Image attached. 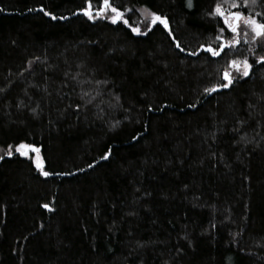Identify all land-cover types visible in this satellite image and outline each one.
Wrapping results in <instances>:
<instances>
[{
    "label": "trees",
    "instance_id": "1",
    "mask_svg": "<svg viewBox=\"0 0 264 264\" xmlns=\"http://www.w3.org/2000/svg\"><path fill=\"white\" fill-rule=\"evenodd\" d=\"M232 2L113 0L134 34L86 0H0V264H264V43L200 48L233 37L218 3L264 21Z\"/></svg>",
    "mask_w": 264,
    "mask_h": 264
},
{
    "label": "snow or ice",
    "instance_id": "2",
    "mask_svg": "<svg viewBox=\"0 0 264 264\" xmlns=\"http://www.w3.org/2000/svg\"><path fill=\"white\" fill-rule=\"evenodd\" d=\"M249 0H245V6L248 5ZM188 7H192V0H187ZM251 3L255 4L256 0H251ZM87 7L84 9H81L80 11L83 13V15L87 16L89 20H95L96 18H105L109 19L112 24H117L118 22H123L124 25L129 26L131 29V32L134 34H141L140 27H132L129 25L128 19L124 18V12L117 6L114 5L113 0H101L100 6L94 8L92 0H86ZM232 8H237L239 5L233 0ZM40 11L44 12V15L51 16L52 19H56V16L52 13L46 11L43 6L39 9ZM112 13L111 16L108 15V12ZM142 14H147V16L151 17L150 24L148 25L149 30H151V27L156 25L157 23L161 24L165 29H169V23L168 18L166 16L157 14L155 12H149L148 9H142ZM216 16H219L223 19V24L229 29L234 35L231 39V41L223 42L222 35H217L216 40L221 41L218 47H213L212 44L208 45H201L200 48L204 51L211 54L213 57H219L222 52H224L226 47L235 48L236 45L240 43V34L241 31H243L240 27L241 21H243L244 25L251 29V31L254 33V39L256 38H264V21L258 20L256 17H245L243 13L239 11L234 12H226L221 4H217L213 10V13ZM261 15L260 13H257V16ZM146 16V18H147ZM223 32V29H221V33ZM146 34V33H144ZM169 34L171 35V31L169 30ZM244 37H247L248 33L247 31H243ZM247 42V41H245ZM176 47L179 48L181 51H184V49L181 47L180 43L177 42ZM191 55H197V52H192ZM256 63H264V56L258 57L256 60ZM231 69L232 71H230ZM252 69V64L249 63L248 59L245 57L242 60L239 59H232L228 61V67L223 71L222 74V80L225 81L223 83H217L209 88H205V93H212L216 92L218 89H227L229 88L235 80L240 78H246L250 75V71ZM233 71L237 73V75H233ZM87 95V93H85ZM194 107V105H193ZM135 138V137H134ZM32 149L33 151L39 153V148H35L32 145L21 143L16 147V151L19 152L21 156H26L28 154V149ZM12 145H9V150L6 153V155L11 156L13 153L11 151ZM109 154H105V156L102 157V159H107ZM3 157H0L2 159ZM37 168H42L41 163L39 160H37L36 163ZM89 167H92V165H89ZM42 175L44 177H48L50 175L47 171H42ZM43 207L48 208V205L45 204Z\"/></svg>",
    "mask_w": 264,
    "mask_h": 264
},
{
    "label": "rangeland",
    "instance_id": "3",
    "mask_svg": "<svg viewBox=\"0 0 264 264\" xmlns=\"http://www.w3.org/2000/svg\"><path fill=\"white\" fill-rule=\"evenodd\" d=\"M111 15H112V14H111ZM141 16H142L146 21H148V20H149V22L151 21V17H150V16H147V14H142V11H141ZM146 16H147V18H146ZM240 27H241V29H242L243 31H247V33H248L247 37H244V35H243V31H241V34H240V36L244 37V39H245V41H247V43L252 44V45H254V46L256 45V42H257V41H258V42H262V43H264V38H256V39H254V33L251 31L250 28H248V27H246V26L244 25L243 21H241ZM229 31H230V30H229ZM230 33H231L232 36L234 35L231 31H230ZM239 38H240V37H239ZM230 71H232V70L230 69ZM233 75L235 76V75H237V73H235V72L233 71ZM18 153H19V152H18ZM29 156H30V150L28 149V154H27L26 156H24V157H29ZM33 159H34L35 162H36L37 160H39V156H38L37 152H34Z\"/></svg>",
    "mask_w": 264,
    "mask_h": 264
},
{
    "label": "water",
    "instance_id": "4",
    "mask_svg": "<svg viewBox=\"0 0 264 264\" xmlns=\"http://www.w3.org/2000/svg\"><path fill=\"white\" fill-rule=\"evenodd\" d=\"M79 14H82L83 15V13L82 12H80ZM204 51V50H203ZM205 53H208V52H206V51H204Z\"/></svg>",
    "mask_w": 264,
    "mask_h": 264
}]
</instances>
